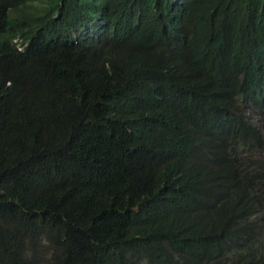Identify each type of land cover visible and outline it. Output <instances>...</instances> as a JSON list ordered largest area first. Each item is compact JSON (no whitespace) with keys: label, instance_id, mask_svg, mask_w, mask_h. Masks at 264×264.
Segmentation results:
<instances>
[{"label":"trees","instance_id":"obj_1","mask_svg":"<svg viewBox=\"0 0 264 264\" xmlns=\"http://www.w3.org/2000/svg\"><path fill=\"white\" fill-rule=\"evenodd\" d=\"M263 115L264 0H0V264H264Z\"/></svg>","mask_w":264,"mask_h":264},{"label":"rangeland","instance_id":"obj_2","mask_svg":"<svg viewBox=\"0 0 264 264\" xmlns=\"http://www.w3.org/2000/svg\"><path fill=\"white\" fill-rule=\"evenodd\" d=\"M259 125H260L261 131H262V135H263V138H264V116L260 119ZM252 159H254L256 161L264 160V148H263L262 152L259 155H256ZM256 246H258V248L260 250L264 251V230L258 235Z\"/></svg>","mask_w":264,"mask_h":264},{"label":"clouds","instance_id":"obj_3","mask_svg":"<svg viewBox=\"0 0 264 264\" xmlns=\"http://www.w3.org/2000/svg\"><path fill=\"white\" fill-rule=\"evenodd\" d=\"M263 116H264V115H263ZM263 116H261L260 119H261ZM260 119L257 120L258 124L260 123ZM259 128H260V125H259ZM260 129H261V128H260ZM261 132H262V131H261ZM252 219H255V220H256V217H255V218L253 217ZM257 221L261 224V229H260L259 232H262V231H263V228H262V223H261V218H260V216H258ZM253 245L256 246V242H254ZM256 247H257L259 253L264 254V251L260 250V249L258 248V246H256Z\"/></svg>","mask_w":264,"mask_h":264}]
</instances>
